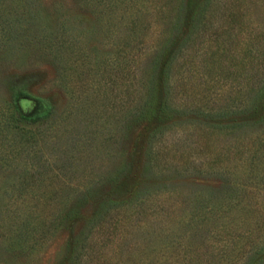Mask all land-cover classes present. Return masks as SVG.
<instances>
[{
	"label": "rangeland",
	"instance_id": "1",
	"mask_svg": "<svg viewBox=\"0 0 264 264\" xmlns=\"http://www.w3.org/2000/svg\"><path fill=\"white\" fill-rule=\"evenodd\" d=\"M131 2L0 0V264H250L263 248L264 124L237 113L264 76V0H223L184 45L152 134L140 116L182 0Z\"/></svg>",
	"mask_w": 264,
	"mask_h": 264
},
{
	"label": "trees",
	"instance_id": "2",
	"mask_svg": "<svg viewBox=\"0 0 264 264\" xmlns=\"http://www.w3.org/2000/svg\"><path fill=\"white\" fill-rule=\"evenodd\" d=\"M107 1L111 8L117 9L121 7L124 14L132 12V9L135 8V3H132V0L126 2L123 0ZM225 5L223 0H182L180 6L181 11L173 28V35L163 49L156 55L153 77L150 82L151 85L148 87L150 90L140 116L141 120L146 123L145 129L149 133L152 134L157 130L163 129L173 119L175 112L171 106V93L168 91V82L172 77L171 73L174 59L183 50L184 45L192 39L194 34L206 25L209 16L215 13L219 14ZM250 81H252L253 87L250 86L251 88L248 91L247 103L249 106L240 113H237V120L239 119L243 124L252 126L262 125L264 124V76H260V74L255 75ZM139 163L138 156L129 164V172L125 177L126 182H124L125 187L131 185L130 181L131 183L135 181V178L132 177L138 171L137 165ZM101 205L102 202L97 203V207H101ZM70 212H67V220L69 223L71 222L70 225H73L79 217L74 218V215H77L74 214L77 213V210L76 212ZM109 214L106 213V217ZM69 230H72V228H69ZM263 260L264 246L249 262L250 264H255L257 261L261 263Z\"/></svg>",
	"mask_w": 264,
	"mask_h": 264
}]
</instances>
